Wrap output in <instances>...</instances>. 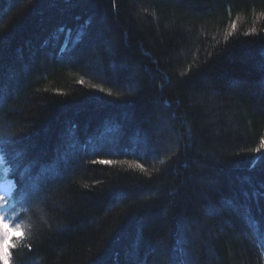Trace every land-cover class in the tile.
Wrapping results in <instances>:
<instances>
[{
  "label": "trees",
  "instance_id": "1",
  "mask_svg": "<svg viewBox=\"0 0 264 264\" xmlns=\"http://www.w3.org/2000/svg\"><path fill=\"white\" fill-rule=\"evenodd\" d=\"M0 156L9 264H264V0H0Z\"/></svg>",
  "mask_w": 264,
  "mask_h": 264
},
{
  "label": "snow or ice",
  "instance_id": "2",
  "mask_svg": "<svg viewBox=\"0 0 264 264\" xmlns=\"http://www.w3.org/2000/svg\"><path fill=\"white\" fill-rule=\"evenodd\" d=\"M101 164H110L112 161H99ZM4 197L0 196V201H3ZM0 220L7 222L5 216H0ZM9 228L13 231H18L22 234V229H15L12 224H9ZM16 236L5 237L0 234V264H9L11 259V250L15 247Z\"/></svg>",
  "mask_w": 264,
  "mask_h": 264
},
{
  "label": "rangeland",
  "instance_id": "3",
  "mask_svg": "<svg viewBox=\"0 0 264 264\" xmlns=\"http://www.w3.org/2000/svg\"><path fill=\"white\" fill-rule=\"evenodd\" d=\"M3 164L4 163H3L2 157L0 156V165H3ZM3 175H6L5 170L3 172ZM14 188H15L14 183H12V181H10L7 178L2 179L0 181V196L4 197V199L9 198ZM0 205L3 207L2 203H0ZM1 206H0V216H5V212H7L8 208H1Z\"/></svg>",
  "mask_w": 264,
  "mask_h": 264
},
{
  "label": "clouds",
  "instance_id": "4",
  "mask_svg": "<svg viewBox=\"0 0 264 264\" xmlns=\"http://www.w3.org/2000/svg\"><path fill=\"white\" fill-rule=\"evenodd\" d=\"M9 224H11V222H4L0 220V234H3L5 237H11L13 235L19 234L18 231H13L11 228H9ZM21 226L22 225L20 223H17L13 227L15 229H21Z\"/></svg>",
  "mask_w": 264,
  "mask_h": 264
}]
</instances>
